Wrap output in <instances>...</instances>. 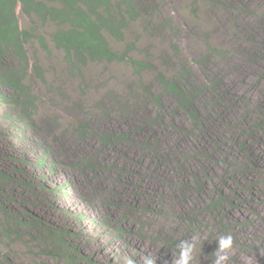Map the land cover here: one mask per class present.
Returning <instances> with one entry per match:
<instances>
[{
  "label": "trees",
  "instance_id": "16d2710c",
  "mask_svg": "<svg viewBox=\"0 0 264 264\" xmlns=\"http://www.w3.org/2000/svg\"><path fill=\"white\" fill-rule=\"evenodd\" d=\"M209 4L215 11H223L225 8V12L232 14L249 9L248 0H213ZM194 11L200 14L199 7ZM20 12L30 19L31 26L23 25ZM158 13L156 0H0V97L2 89H5L14 98L12 102L15 103V108L11 118L13 127L21 128L23 135L27 134L26 138H30L29 130L36 131L32 136L33 140L26 141L24 148L35 154V166H38L39 170L22 177V182L32 193L43 190L50 203L65 201L63 208L58 209L65 217L61 223L49 221L26 210V215L20 216L14 221V225L17 228L24 226L31 233L43 237L49 244L48 253L67 260L68 264H99L95 262L93 247L88 248L89 251L83 245L86 243L83 237L86 232H96L99 235L105 226V230L108 229V235L102 234L105 242L115 241L116 248H119V244L125 242L118 239L130 233V229L134 227L133 220L146 224L152 217H157L163 207V195L156 187L152 191L147 190L144 176L134 177L126 164L112 159L114 153L122 152L125 145L134 144L133 149L137 155L144 153L145 158L154 159L153 163L159 162L164 166V170H179L178 176H175L176 188L170 187L171 193L167 200H186L189 208L180 211L177 221H180L181 225L177 227V232L173 229L165 237L158 232L159 237L163 238L159 239L161 243L164 242L171 248L197 234L200 237L197 243L205 249L209 248L206 247V240L216 241L222 235H231L236 241V235H240L239 229L246 225L232 218L228 210H237L235 206L238 201L248 203L258 197L260 186L254 184V178L259 181L258 177L263 176V171L259 174L258 157L252 146L259 137L256 131L264 124V110L247 106L237 114V118H228L226 115L229 112L240 110L236 109V96L226 90L219 77L199 84L192 76L187 62L172 66L171 62L179 60V55L169 54L166 56L167 61L164 60L168 70L159 74L163 90L177 104L178 115L192 123L183 133L191 134L194 140L191 145L193 149L190 151H195L194 154L199 158L196 161L198 171L200 168H208V172L214 173L216 170H223L221 161L228 164L230 162L233 173H229V168L224 176L229 178L232 175V185L218 182L222 190L219 188L214 195L209 196L210 191L205 190L204 178L197 175L198 172L196 176L193 171L180 172V164L183 162L180 161V153L174 154L155 147L158 129L163 124L167 126L162 116L151 118L152 116L148 115L132 120L135 123H128V119L133 115L131 106L128 108L112 97L109 103L105 102L117 110V117L124 121L126 130L120 133L97 132L95 136L98 144L91 148L88 154L68 151L65 143L61 142L56 146L46 136L37 134L38 122L34 113L38 109V98L34 93L33 83L37 80L46 81V76L39 59H35L36 52L42 51L48 56L53 55L54 51L62 53L71 74L81 77L84 82V70L90 65L115 63L129 65L142 80V74L153 69V62L134 56L143 34L156 36L162 33L163 36H169L168 30H173L171 20L162 19L156 22ZM254 13L255 24L249 26L241 24V18L232 15L238 30L240 27V31H243L240 32L243 37L245 35L247 38L256 39L253 35L255 31L263 29L264 14L257 10ZM229 20L232 21V18H228V22ZM139 23L145 25V31L136 41L129 44V34L133 26ZM253 25L255 27H252ZM40 26H51L54 30L47 36L40 30ZM206 43L207 54L201 61L225 59L229 56V51L213 46L209 38ZM114 44H126V47L124 50H118ZM174 47L177 54L180 46L176 44ZM250 50L246 53L247 58H257L260 53L258 48L254 50L251 47ZM260 70V75L264 78V68ZM144 90L143 93L132 91L134 96L128 97V101L136 100L135 109L151 106L153 100L160 102L161 97H155L147 89ZM90 126L89 122L81 123L72 126L70 131L75 137L86 141L93 134ZM148 128L153 130L150 137L144 132ZM62 162H69L70 168L81 174V185L85 188L82 191L85 205L83 211H74L67 205L76 178L70 174L60 181L55 178V168L62 169ZM117 167L125 176L116 171ZM252 172L258 176H251ZM14 173L7 170L0 172V191L8 197L10 193L7 189L17 185V180L13 179ZM128 173L130 175H127ZM13 191L17 192V188ZM200 197H204L203 202ZM194 199L197 203L191 206L189 201ZM1 201L2 198L0 208L3 210L5 207ZM89 217L95 226L94 229L98 228L97 231L87 229L86 220ZM208 221L213 224L211 229L206 224ZM91 251L94 254H91ZM125 254L130 256V253Z\"/></svg>",
  "mask_w": 264,
  "mask_h": 264
},
{
  "label": "rangeland",
  "instance_id": "374dc122",
  "mask_svg": "<svg viewBox=\"0 0 264 264\" xmlns=\"http://www.w3.org/2000/svg\"><path fill=\"white\" fill-rule=\"evenodd\" d=\"M210 1L213 0H156L159 13L155 20L156 22L162 19L164 21L171 20L173 30H168L169 36H163L162 33L156 36L143 34L145 31L143 23L133 26L129 34V44L143 34L134 56L153 62V69L144 72L141 76L142 80L129 65L115 63L112 65H90L84 70L86 77L84 82L81 77L71 74L68 62L62 53L54 51L53 55L48 56L42 51H37L35 59H39L46 76V81L37 80L33 83L34 93L38 98L36 101L38 109L34 113L38 122L37 134L46 136L56 146L61 142L65 143L68 151L74 150L81 154H88L89 150L98 144L95 136L97 132L120 133L126 130L124 121L117 117V110L113 105L105 102L109 103L112 97L128 108L131 106L133 115L128 119V123H135L132 120H138L148 115L152 116L151 118L162 116L167 126L163 124L158 129L155 147L174 154L180 153V161H183L180 164L182 166L180 172L193 171L195 176L198 172L197 175L204 178L205 190L210 191L209 196L214 195L219 188L222 190V186L218 185V182L232 185L234 182L231 179L232 175L229 178L224 176L225 171L229 168V173H233L231 165H229L230 162L228 164L221 161L223 170H216L214 173L208 172V168H200L198 171L196 161L199 158L194 154L195 151H190L193 149L191 145L194 140L191 134L183 133L192 123L178 115L177 104L171 96L164 92L159 77L160 73L168 70L164 63V60L168 59L166 56L169 54L179 55V60L171 62L172 66L187 62L192 70V76L199 84H203L210 78L219 77L226 90L236 96V109L240 110H232L233 113L229 112L226 115L228 118H232V120L237 118V114L247 106H256L262 111L264 110V78L260 75L262 74L260 69L264 68V26L263 29L255 31L253 34L257 37L256 39L247 38L245 35L243 37L240 34L243 31H240V27L238 30L237 22L232 16L241 18V24L249 26L254 23L255 10L264 14V2L248 0V10L232 14V12H225V8L223 11H215L214 8H211ZM198 7L200 8L199 15L194 11ZM20 17L25 27L31 26L30 19L22 12H20ZM230 17L232 21L228 22ZM40 30L48 36L54 28L40 26ZM208 38L213 46L229 51V56L225 59L201 61L207 54L206 41ZM176 44L180 46V51L177 54L174 49ZM114 47L124 50L126 44H114ZM251 47L254 50L258 48L260 51L255 59H248L246 56L247 51H251ZM144 89L150 91L155 97H161L160 102L153 100L151 106L135 109L136 100L129 99L128 101V97L134 96L132 91L143 93ZM13 100L11 93L2 89V97H0V172L4 170L15 172L13 179L17 180V185L7 189L10 193L9 197L1 194L2 190L0 191L1 203L5 207L3 210L0 208V264H68L67 260L53 257L48 253L50 251L49 244L44 241L43 237L31 233L24 226L17 228L14 225V221L18 220L20 216L26 215V210L49 221L61 223L65 217L58 209L63 208L65 201L50 203L43 190L39 189L36 193H32L23 184L22 177L39 170L38 166H35V154L24 148L27 144L26 141L33 140L32 136L36 131L29 130L30 138H26L27 134L23 135L21 128L13 127L11 119L15 108ZM87 122L91 124L90 129L93 134L86 141H82L73 135L70 128ZM180 130L182 132H179ZM144 132L148 137L153 134L151 128L145 129ZM256 133L259 137L252 147L254 153H257L260 166L259 174L263 171V176L258 177L259 181L254 178L256 179L254 184L260 186L257 194L258 199L255 197L248 203H244L243 200L238 201L235 206L237 210L232 208L228 210V214L232 215V218L238 219L246 225L239 229L241 236L237 234V240L233 239V246L229 251L230 264H264V256H260L257 251V248L264 247V124ZM130 145H125L122 152L112 154V159L119 161L120 164H126L125 166L129 167V171L134 177L144 176L147 190L152 191L156 187L163 195V207L158 216L152 217L146 224L136 223L133 220L134 227L130 229V233L118 239L125 242L124 244L120 243L119 248H116L115 241L105 242V237L102 235L103 233L108 235V229L105 230V226L99 235L96 232L93 234L86 232L83 235L86 243L83 245L86 250L93 247L95 262L97 261L99 264H128L129 260L133 264H143L144 257L154 258L155 264H175L180 251L179 247L173 245L171 248L164 242L161 243L159 239L163 238L159 237L158 232L162 233L163 237L171 233L173 229H176L175 232H177V227L181 225V222L177 221V217L180 211L189 208L186 205V200L180 201L174 198L170 201L167 200L171 193L170 187L176 188L175 176H178L179 170L178 172L164 170V166L159 162L153 163L154 159L145 158L144 153L137 155L136 150L133 149L135 145ZM61 166L62 169L55 168L56 179L60 181L69 174L74 176V179L76 178L70 198L67 199V205L74 211H83L85 205L82 200V191L85 188L81 185V174L70 168L69 162H62ZM175 166L178 167V165ZM119 170L120 168L117 167L116 171L120 173ZM155 175L158 177L154 178ZM250 175L258 176L253 172ZM19 177L21 178L19 179ZM15 188H17V192L13 191ZM195 199L189 201L191 206L196 205ZM199 199L203 202L204 197ZM86 223L87 229L98 230V228L94 229L95 226L90 217ZM206 224L209 229L213 226L210 221ZM192 238L193 236H189L188 240H192ZM206 242H208L206 244L208 249L197 243L195 259L191 264H215L214 254L218 244L216 241L206 240ZM125 253H130V256L127 257Z\"/></svg>",
  "mask_w": 264,
  "mask_h": 264
},
{
  "label": "clouds",
  "instance_id": "9594fccd",
  "mask_svg": "<svg viewBox=\"0 0 264 264\" xmlns=\"http://www.w3.org/2000/svg\"><path fill=\"white\" fill-rule=\"evenodd\" d=\"M200 239L199 234L194 236L191 242H181L178 244L180 249L178 258L175 264H191L195 259V252L197 248V241ZM218 248L215 252V264H230L229 251L233 246V237L231 235H222L216 240ZM260 256H264V247L257 248ZM128 264H133L131 260ZM143 264H155V259L151 257H144Z\"/></svg>",
  "mask_w": 264,
  "mask_h": 264
}]
</instances>
